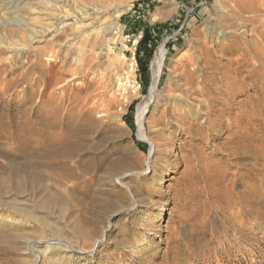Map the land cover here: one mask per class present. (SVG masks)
I'll return each mask as SVG.
<instances>
[{
	"label": "rangeland",
	"instance_id": "1",
	"mask_svg": "<svg viewBox=\"0 0 264 264\" xmlns=\"http://www.w3.org/2000/svg\"><path fill=\"white\" fill-rule=\"evenodd\" d=\"M229 6L0 0V264H264V12L232 28L218 19ZM144 30L157 40L150 58ZM202 42L215 51L208 111L177 88ZM163 43L164 99L144 123L151 156L137 135L150 86L137 53L151 83ZM187 103L190 130L172 114ZM29 124L76 131L83 149L63 165H25L24 142L38 139Z\"/></svg>",
	"mask_w": 264,
	"mask_h": 264
},
{
	"label": "bare ground",
	"instance_id": "2",
	"mask_svg": "<svg viewBox=\"0 0 264 264\" xmlns=\"http://www.w3.org/2000/svg\"><path fill=\"white\" fill-rule=\"evenodd\" d=\"M233 2L234 6H229V10L225 9L226 13H224L223 16H219L218 18L222 23H226L227 26H230L232 28L237 26V21L235 17H240L242 16V14L248 13L254 15L251 18L253 19L254 17L258 16L259 13L264 12V10L256 7L253 2H245L242 0H233ZM245 32H247V30H245ZM214 52L215 51L212 47L209 46L208 42H202L195 56H190L188 59L187 57H185L187 60L182 63V70L180 71V73H177V88L180 91L182 104L185 103V101L188 102V100H194L199 102V106L201 108H206L207 111L209 110V94L212 89L209 85L206 72L212 68L210 59H212ZM220 52L223 53V50L221 49ZM167 53L168 50L166 48V44L163 43L155 54V57L152 62L151 83L149 86L148 93L143 97L136 110V122L138 125L137 135L142 141H145L150 144L151 156L155 152L156 145L149 137L144 123L152 104L156 100L163 98L162 94L160 93V83L167 59ZM242 59V57L237 58L235 59V62H239ZM247 62L248 61H246V63ZM197 72H200V75H198ZM188 105L189 109H185L183 105L179 107L176 105L177 108L172 107V114L174 116L173 118L177 121V123H179L177 125H179L181 129L185 128V126L188 125L190 130L194 126L193 121H191V117L193 116L194 112V107L191 103H189ZM24 131L27 135L29 134L30 136L38 137L37 140L29 141L28 139L24 142L25 145L30 148V151H27L26 149V154L22 155L25 157V165L37 164L47 165L51 167L57 164L58 162L62 163L61 165H63L66 164L69 160L75 158L79 151L83 149L81 142L78 141L79 138L75 133L76 131H71L61 135H52L45 129H37L36 127H34V125L30 124L25 125ZM24 157L22 158L24 159ZM33 172L34 173H28L27 171L28 174L26 175L28 179L34 180L37 178V176H40L39 171Z\"/></svg>",
	"mask_w": 264,
	"mask_h": 264
},
{
	"label": "trees",
	"instance_id": "3",
	"mask_svg": "<svg viewBox=\"0 0 264 264\" xmlns=\"http://www.w3.org/2000/svg\"><path fill=\"white\" fill-rule=\"evenodd\" d=\"M153 41H157L156 39L152 38L150 32L148 30H144L143 31V35H142V38L141 40L139 41V46H140V49L141 48H145V52L148 53V58H150V55L152 56V51L151 50H147L148 47H149V44L152 43ZM139 51L137 53V59L138 61L140 62V66H141V74L143 76V84H144V87H148L150 85V82H149V65H148V62H142V60H140V56H139Z\"/></svg>",
	"mask_w": 264,
	"mask_h": 264
},
{
	"label": "built area",
	"instance_id": "4",
	"mask_svg": "<svg viewBox=\"0 0 264 264\" xmlns=\"http://www.w3.org/2000/svg\"><path fill=\"white\" fill-rule=\"evenodd\" d=\"M133 59H134V61H135V56H134V58H133ZM135 65L137 66V63H136V61H135Z\"/></svg>",
	"mask_w": 264,
	"mask_h": 264
}]
</instances>
